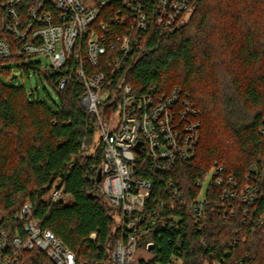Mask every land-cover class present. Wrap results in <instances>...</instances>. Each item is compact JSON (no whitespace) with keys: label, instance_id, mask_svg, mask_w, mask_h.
I'll list each match as a JSON object with an SVG mask.
<instances>
[{"label":"trees","instance_id":"trees-1","mask_svg":"<svg viewBox=\"0 0 264 264\" xmlns=\"http://www.w3.org/2000/svg\"><path fill=\"white\" fill-rule=\"evenodd\" d=\"M140 44L119 77L139 90L151 83L166 91L181 86L195 103L201 126L195 156L179 160L170 172L153 170L147 150L138 152L134 171L154 179L151 199L165 195L169 179L178 180L192 197L200 192L196 180L220 162L241 185L263 191L264 0H193L184 23L171 30L150 25ZM11 60H20L25 71H40L38 61L0 57V73L7 78L12 70L2 64ZM44 75L57 92L56 106L0 77V213L12 216L30 201L36 221L72 248L77 264H111L119 212L100 190L104 144L98 118L80 102L83 89L75 72L60 90L58 75ZM116 102L107 99L101 115L109 117ZM55 186L65 195L53 202ZM210 189L219 199L217 185ZM234 206L229 218L224 207H217L203 229L184 208L179 228L155 225L144 238L155 241L154 257L142 264H165L173 255L181 264L241 259L264 264V226L255 220L264 200ZM30 255L31 264H55L42 250L26 252Z\"/></svg>","mask_w":264,"mask_h":264},{"label":"built area","instance_id":"built-area-1","mask_svg":"<svg viewBox=\"0 0 264 264\" xmlns=\"http://www.w3.org/2000/svg\"><path fill=\"white\" fill-rule=\"evenodd\" d=\"M192 1L0 0V57L46 59L41 71L58 75L59 90L75 72L83 89L80 102L98 118L104 144L100 190L119 212L120 235L111 264L150 262L156 244L144 238L155 225L179 228L183 208L203 229L219 206L229 218L236 212L235 203L251 206L264 200V190L241 185L224 162L196 180L200 192L192 197L178 180L169 179L165 195L153 200L154 179L135 174L137 154L143 149L151 168L163 173L172 171L179 160H191L200 142L199 112L181 86L166 91L151 83L139 90L126 83L125 76L119 77L150 25L174 29L189 17ZM112 97L116 109L102 116L103 104ZM213 184L219 189L217 200L210 196ZM52 189L51 201L64 198L62 187ZM255 220L264 226V210ZM33 249L42 250L55 264H77L72 248L36 221L30 201L12 216L0 213V264H31L34 257L26 252ZM165 264H181V259L173 255ZM236 264L250 263L241 259Z\"/></svg>","mask_w":264,"mask_h":264},{"label":"rangeland","instance_id":"rangeland-1","mask_svg":"<svg viewBox=\"0 0 264 264\" xmlns=\"http://www.w3.org/2000/svg\"><path fill=\"white\" fill-rule=\"evenodd\" d=\"M31 60H40L42 62L40 65V71L34 68L25 71L19 67L21 64L20 60H11L9 62L3 63L2 66L9 67L12 70V73L17 74L18 77L10 80V78H7L3 73H0V77L2 80L8 81L14 85H23L29 93H32V90L35 91V93L39 95L42 100H47L50 104L56 106L54 102L58 100L57 92L54 90L53 86L44 75V72L41 71L42 69H45L46 59L41 57H33ZM35 86H37V89H34Z\"/></svg>","mask_w":264,"mask_h":264},{"label":"water","instance_id":"water-1","mask_svg":"<svg viewBox=\"0 0 264 264\" xmlns=\"http://www.w3.org/2000/svg\"><path fill=\"white\" fill-rule=\"evenodd\" d=\"M17 77H18V75L14 73V74L10 77V79L13 80V79H15V78H17ZM34 88L36 89L37 86H35ZM153 247H154V245H152L151 248H153ZM85 264H89V263H85ZM96 264H101V263H96Z\"/></svg>","mask_w":264,"mask_h":264}]
</instances>
